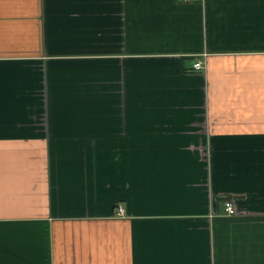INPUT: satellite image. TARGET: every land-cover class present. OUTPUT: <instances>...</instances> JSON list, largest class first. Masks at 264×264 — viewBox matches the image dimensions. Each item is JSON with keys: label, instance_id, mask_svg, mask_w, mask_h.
Returning a JSON list of instances; mask_svg holds the SVG:
<instances>
[{"label": "crops", "instance_id": "crops-1", "mask_svg": "<svg viewBox=\"0 0 264 264\" xmlns=\"http://www.w3.org/2000/svg\"><path fill=\"white\" fill-rule=\"evenodd\" d=\"M0 264H264V0H0Z\"/></svg>", "mask_w": 264, "mask_h": 264}, {"label": "built area", "instance_id": "built-area-1", "mask_svg": "<svg viewBox=\"0 0 264 264\" xmlns=\"http://www.w3.org/2000/svg\"><path fill=\"white\" fill-rule=\"evenodd\" d=\"M203 62L201 61H198L195 65H194V69L196 71H201L203 70ZM225 213L228 215V216H233V215H236V208L233 204V202L231 201H226L225 202ZM118 215L119 216H123L124 215V211L122 208H119L118 209Z\"/></svg>", "mask_w": 264, "mask_h": 264}]
</instances>
